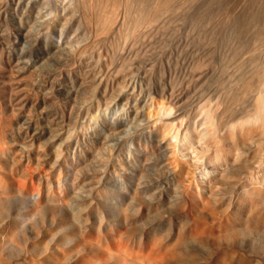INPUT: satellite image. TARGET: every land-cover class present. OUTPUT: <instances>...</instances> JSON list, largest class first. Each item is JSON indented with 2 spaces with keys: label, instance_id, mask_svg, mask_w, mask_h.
<instances>
[{
  "label": "rangeland",
  "instance_id": "374dc122",
  "mask_svg": "<svg viewBox=\"0 0 264 264\" xmlns=\"http://www.w3.org/2000/svg\"><path fill=\"white\" fill-rule=\"evenodd\" d=\"M4 1L0 0V151L6 148L8 152L0 153V264H264L262 117L259 126L263 127H257L263 134L250 140L242 138L232 148L231 158H225L228 161L223 160L220 167L205 169L203 165L204 170H197L181 157L180 163L183 159L189 163H181L184 173L174 178L175 190L166 186L163 170L143 173L141 182L139 174L135 186L125 184L127 177L121 183L122 177L113 166L108 164L101 170L97 160L83 152L95 129L110 133L108 123L100 115L96 127L84 118L76 101L52 87L53 97L42 99L35 71L37 66L53 68L55 63L49 58H36L28 47L16 44L19 36L13 16L26 17V1ZM70 23L53 37L75 48L80 30L74 28L76 23ZM25 57L30 60L28 65ZM32 60H37V66L31 65ZM172 67L176 73V67ZM164 68L168 70L167 65ZM177 76L172 77V85H177L175 94L179 90ZM118 85L110 78L107 93ZM134 86L157 95L140 78ZM183 94L162 98L171 100L173 109L181 106L190 111L198 107L195 110L201 115L192 110L198 113L194 123L191 111V117L184 118L191 122L190 129L200 131L202 124L207 125L205 128L214 124L213 129L208 128L213 133L221 126L213 122L220 120L214 118L217 114L212 108L215 101L214 109L220 106L216 94H212L215 99L208 93L205 99L194 102L190 95ZM106 100L100 97L97 105L102 107ZM117 105L107 112L108 118L122 111L123 105ZM184 110L183 117L189 113ZM206 113L211 116L205 118ZM199 116L212 121L202 122ZM248 118L233 115L228 125L231 127L230 120H235L233 127ZM253 118L248 121L258 124L259 117ZM203 128L200 132L212 134ZM134 129L135 125L122 134H132ZM46 131L60 135L63 131L79 138L66 146ZM55 146H62L65 153L60 162L52 152Z\"/></svg>",
  "mask_w": 264,
  "mask_h": 264
},
{
  "label": "bare ground",
  "instance_id": "6f19581e",
  "mask_svg": "<svg viewBox=\"0 0 264 264\" xmlns=\"http://www.w3.org/2000/svg\"><path fill=\"white\" fill-rule=\"evenodd\" d=\"M25 1L26 17L13 16L19 36L16 44L28 47L36 58L51 59L56 67L40 68L38 59L31 62L38 67L33 77L43 91L42 99L53 97L52 87L76 101L75 106L90 120L85 121L97 124L96 127L101 119L108 123L110 133L95 129L89 134L90 144L83 152L97 160L100 169L106 170L108 164L113 166L122 177L121 183L127 177L125 184L135 186L139 174L141 182L143 173L163 170L167 174L163 181L174 189V178L184 173L185 165L181 163L189 160L197 170H204L203 165L205 169L215 168L223 160L228 161L232 148L242 138L250 140L262 132L258 127H263L259 126L263 124L259 121L261 117L264 122V0H180L182 4H177L179 0ZM70 22L77 26L70 27L80 30L75 48L53 37ZM26 56L29 58L28 52ZM28 61L26 58L25 64ZM166 65L168 70H164ZM172 66L176 67V73ZM177 73L179 90L175 94L173 88L177 85L173 86L172 77ZM134 75L157 95L146 92L148 89L138 90ZM110 78L119 85L107 93ZM183 93L190 95L193 102L205 99L203 96L208 93L215 99L212 94H216L220 106L215 110L216 101L213 103L217 115L212 118L218 116L221 122L214 119L213 122L221 126L212 133L210 127L213 129L214 124L207 128L202 124L205 129L210 128L212 134L208 135L200 132L203 126L200 131L190 129L191 122L188 124L184 118L194 116L192 122L196 121V115H201L195 110L197 106L190 108L199 111L196 115L195 111L190 110L191 115L189 109H183L189 112L183 117L180 105L173 109L172 101L170 105L168 98H162L172 99ZM100 97L107 99L102 107L97 105ZM117 104L123 105L122 111L108 118L107 112ZM233 115L249 118L233 127L235 120H230V127L228 119ZM199 117L202 122L207 121ZM253 117H259L260 123L248 121ZM133 125L134 133L122 134ZM48 133L56 140L62 139L66 146L79 138L63 131L61 135ZM1 152L8 151L5 148ZM52 152L57 162L63 160L62 146L53 147ZM181 157L188 160L180 163Z\"/></svg>",
  "mask_w": 264,
  "mask_h": 264
}]
</instances>
